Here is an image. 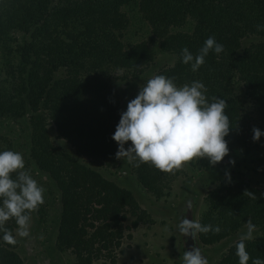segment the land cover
I'll return each instance as SVG.
<instances>
[{
	"label": "trees",
	"instance_id": "trees-1",
	"mask_svg": "<svg viewBox=\"0 0 264 264\" xmlns=\"http://www.w3.org/2000/svg\"><path fill=\"white\" fill-rule=\"evenodd\" d=\"M128 7L151 28L147 41L124 43ZM257 25H264V0H0V120L28 122L29 158L59 191L55 245L73 255L70 264L115 263L125 235L154 222L129 189L105 174L121 167L112 136L126 111L108 70L139 77L154 61L151 45L158 43L175 61L155 75L175 78L178 87L202 82L209 103L213 96L225 99L231 126L226 157L247 156L264 144V135L253 140L254 127L264 133V31ZM209 36L224 50L210 52L193 72L182 62V49L195 55ZM248 38L253 39L244 45ZM6 150L14 151L12 142L0 135V152ZM197 161L202 168L213 167L207 158ZM135 163H127L130 172L156 199L167 195L182 173V168L163 173ZM256 163L264 172V152ZM229 173L230 179L224 174L206 192L198 219L221 232L199 233L197 240L219 243L251 219L259 234L246 248L251 258L264 260V188L241 170ZM245 190L255 199L244 196ZM43 205L37 210L41 217ZM5 227L16 234L14 219ZM2 236L0 264H24L18 238L9 245ZM237 242L216 264H239Z\"/></svg>",
	"mask_w": 264,
	"mask_h": 264
},
{
	"label": "clouds",
	"instance_id": "clouds-1",
	"mask_svg": "<svg viewBox=\"0 0 264 264\" xmlns=\"http://www.w3.org/2000/svg\"><path fill=\"white\" fill-rule=\"evenodd\" d=\"M258 31H264V25H257ZM223 45L214 36H209L197 54L187 47L182 49L184 64H190L196 72L205 64L210 52L219 54ZM175 78L155 75L142 85L138 95L127 104V110L121 112L112 139L118 144L115 154L117 160L134 166L148 163L163 173H174L186 163L197 158H207L215 166L229 155L225 137L230 132L229 117L225 112L227 101L217 96L209 103L207 88L200 81L177 86ZM253 140L259 141L264 135L259 128H253ZM131 146L125 149V144ZM232 164L235 161H230ZM230 179V173H226ZM45 189L33 178L30 170H25V160L20 152L6 150L0 152V232L2 240L9 245L17 243L16 237L30 235L31 213L44 204ZM244 196L255 199V194L245 190ZM14 219L16 234L5 227ZM181 235L196 239L199 233L219 234L221 228L211 224L203 225L198 220L182 218L177 225ZM256 226L251 219L246 222V231L236 243V256L239 264H264V260L251 258L246 241L253 238ZM167 230V229H166ZM181 264H209L199 247L184 251Z\"/></svg>",
	"mask_w": 264,
	"mask_h": 264
},
{
	"label": "rangeland",
	"instance_id": "rangeland-1",
	"mask_svg": "<svg viewBox=\"0 0 264 264\" xmlns=\"http://www.w3.org/2000/svg\"><path fill=\"white\" fill-rule=\"evenodd\" d=\"M124 11L129 17V25L123 32L124 43L147 41L151 30L148 24L141 19L135 9L128 7L124 8ZM251 39L253 38L244 39L243 44L248 45ZM151 47L155 53L154 61L139 77L134 78L123 69L108 70L111 84L118 92L125 110L128 102L134 99L135 93L140 90L143 83L153 77L160 68L172 65L175 61L174 55L163 53L158 49V43L152 44ZM0 135L12 142L14 151L23 154L25 170H30L33 178L45 189L42 217L37 210L32 212L30 235L26 238L17 236L18 251L24 264H70L73 255L68 251L58 250L55 245L61 212L59 191L49 176L38 170L29 158L27 120L1 119ZM51 135L55 139L54 129L51 130ZM263 152L264 144L247 156L225 157L222 162L210 169L200 167L197 159H194L182 167V173L173 180L169 193L161 199L154 198L145 190L130 172L127 162L120 160L121 167L111 168L105 171V174L121 187L129 189L139 205L151 214L154 222L141 223L128 233L131 236L125 235L117 250L115 263L98 261L96 264H181L180 256L183 253L185 236L181 235L177 228L180 220L185 217L198 220L205 210L206 192L221 176L233 170L243 171L252 184L264 188V172L256 163V158ZM233 160L234 164L230 162ZM245 231L246 227L213 245H203L198 241L202 255L208 259L209 264H216L228 247L239 240L240 235ZM258 234L259 232L254 231L253 237Z\"/></svg>",
	"mask_w": 264,
	"mask_h": 264
},
{
	"label": "flooded vegetation",
	"instance_id": "flooded-vegetation-1",
	"mask_svg": "<svg viewBox=\"0 0 264 264\" xmlns=\"http://www.w3.org/2000/svg\"><path fill=\"white\" fill-rule=\"evenodd\" d=\"M191 238H192L191 236L184 237V248L182 249L183 252L186 251V244L191 240ZM193 241H194V247L195 246L199 247V245H198L199 242L197 240V237H196V239H193Z\"/></svg>",
	"mask_w": 264,
	"mask_h": 264
},
{
	"label": "water",
	"instance_id": "water-1",
	"mask_svg": "<svg viewBox=\"0 0 264 264\" xmlns=\"http://www.w3.org/2000/svg\"><path fill=\"white\" fill-rule=\"evenodd\" d=\"M194 247V241L193 238L186 244V251L191 250Z\"/></svg>",
	"mask_w": 264,
	"mask_h": 264
}]
</instances>
